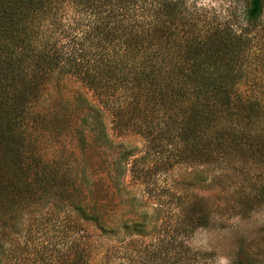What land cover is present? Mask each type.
<instances>
[{
    "label": "trees",
    "instance_id": "obj_1",
    "mask_svg": "<svg viewBox=\"0 0 264 264\" xmlns=\"http://www.w3.org/2000/svg\"><path fill=\"white\" fill-rule=\"evenodd\" d=\"M262 10L250 0L251 32L236 34L170 0H0V264L145 257L146 239L209 225L210 198L177 202L163 222L164 203L129 188L128 172L147 187L186 165L178 191L242 192L256 168L238 196L259 206L264 58L248 45Z\"/></svg>",
    "mask_w": 264,
    "mask_h": 264
},
{
    "label": "rangeland",
    "instance_id": "obj_2",
    "mask_svg": "<svg viewBox=\"0 0 264 264\" xmlns=\"http://www.w3.org/2000/svg\"><path fill=\"white\" fill-rule=\"evenodd\" d=\"M170 2L181 11L187 9V13L179 15H201L200 21L204 19L207 23L209 18H215L236 34L245 32L246 29L251 32L250 26L246 23L250 0H170ZM253 29L256 38L248 45L250 48L248 55L258 60L264 58V0L261 16ZM246 62L254 61L247 59ZM262 78L264 79V75ZM137 143L141 147L142 142L139 139ZM141 167L143 166H137L135 170ZM191 171L193 168L190 169L186 165L176 166L167 173L155 175L147 187L137 179L136 173L128 172L124 181L129 188L139 192L146 202L164 203V218L161 220L163 222H166L165 217L176 218L181 214L177 202L184 200L189 202L200 197L210 198L214 210L206 228L197 229L187 237H176L172 242L164 240V244L161 245L155 239H146L145 244L152 252L145 257L136 252H133L131 257H126L117 250L113 257L102 254L93 257L91 264H184L189 260L195 264H264V201L259 206L244 211L242 207L245 204L241 202L242 197L238 196L240 193L242 195V192L243 196H249V188L257 183L259 171L256 168L251 169L247 187H244L242 192L236 191L234 184L225 190L216 187L210 191L175 189L174 183L182 182ZM169 191L173 195L169 194ZM137 239L134 237L132 241ZM135 244L132 242L128 246L132 248ZM104 246L115 247L107 243ZM185 248L190 251L186 253Z\"/></svg>",
    "mask_w": 264,
    "mask_h": 264
}]
</instances>
